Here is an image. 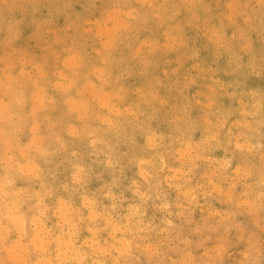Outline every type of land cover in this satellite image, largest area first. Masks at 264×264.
<instances>
[{"label":"clouds","instance_id":"1","mask_svg":"<svg viewBox=\"0 0 264 264\" xmlns=\"http://www.w3.org/2000/svg\"><path fill=\"white\" fill-rule=\"evenodd\" d=\"M0 264H264V0H0Z\"/></svg>","mask_w":264,"mask_h":264}]
</instances>
